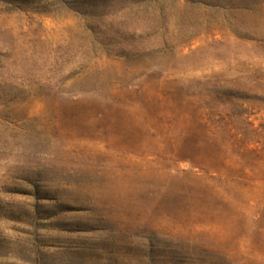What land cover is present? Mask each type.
Instances as JSON below:
<instances>
[{"label": "rangeland", "instance_id": "374dc122", "mask_svg": "<svg viewBox=\"0 0 264 264\" xmlns=\"http://www.w3.org/2000/svg\"><path fill=\"white\" fill-rule=\"evenodd\" d=\"M0 264H264V0H0Z\"/></svg>", "mask_w": 264, "mask_h": 264}]
</instances>
